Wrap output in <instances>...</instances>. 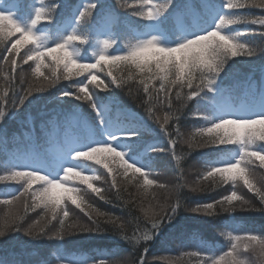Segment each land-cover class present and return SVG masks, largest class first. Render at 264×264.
Listing matches in <instances>:
<instances>
[{
    "label": "trees",
    "instance_id": "1",
    "mask_svg": "<svg viewBox=\"0 0 264 264\" xmlns=\"http://www.w3.org/2000/svg\"><path fill=\"white\" fill-rule=\"evenodd\" d=\"M31 1L5 0V3L13 4L18 12L27 13L30 10ZM79 2L80 0H44L45 5L57 3L58 7L54 11L52 19L47 22L42 21L40 25L52 33L63 23L64 17L70 13L71 9L68 6L77 5ZM157 2H163V0H157ZM120 3L121 0H98L96 10L99 13L101 8L110 6L119 17V23L115 28L117 46H121L119 44L121 35L142 32L148 24V21L143 18L133 16L119 8ZM127 3H133V0H127ZM184 3L185 0H172V4L169 5L165 14L158 18L159 26L170 38L183 35L176 25L175 17ZM193 3H199V0H193ZM202 3L210 5V7H202L198 14L199 26L194 27L190 17L182 19L187 27L188 35L209 28L212 10L226 11L223 8L224 0H202ZM233 12L236 15L264 16V10L258 8H242L233 10ZM99 24V18L94 17L86 25L80 27L82 30L88 31L89 36H94V27ZM226 28L229 34L241 33L239 39L251 43L253 47L264 44V36L259 34L262 29L251 22L241 21L226 26ZM91 45L92 42L89 41L85 47L88 48ZM5 51L6 49L0 46V62H2ZM45 63L50 66L42 68L41 71L51 77L53 62L49 58ZM0 67L4 69L3 74L0 75V84L3 85L0 88V93H2L8 87V82L5 79L7 66L0 65ZM34 67L35 64L31 61L22 65L25 74L23 83H20L19 72L17 73L16 92L18 95H23L24 90L33 81L43 79L33 75ZM123 75H127L126 69L123 71ZM77 79L80 78L72 77L71 80L61 78L45 91L33 93L17 108L11 107L10 99L9 102L4 103L6 115L3 120H0V176L7 175L8 168H20L21 158H26L27 163H31L34 159L33 156H37L36 160H43L49 170H53L54 165L50 160L49 147L55 142L62 144L66 131H68V136H74L77 141L86 142L88 140L86 126H88L91 128L94 139L104 140L102 124L97 119V111L83 101L61 95L65 91H74L73 83ZM101 79H105L103 74H101ZM137 81H130L129 86L122 89L115 86L103 91L97 89L95 99L97 108L106 113L105 126L107 128L115 127L120 123L126 124L129 121L141 126L138 136H119L124 142L122 149L130 162L150 172L149 178L155 179L157 184L167 185L169 189L178 183L185 185L177 193L182 207L178 209L172 220L165 219L153 238L147 242L146 254L151 260V264H169L168 261L160 259V257L180 258L178 264H203L204 258L223 256L229 250L232 243L227 235L229 232L233 236H244L251 230L254 234L264 235V212L237 210L232 213H222L217 211L214 215L209 216L204 212L191 211L197 205L220 200L233 190L231 183L220 184L206 191L197 192L191 191L189 187L195 185L198 176L207 166L223 162L225 157L229 158L231 152L237 147V145L228 144L189 149L188 143L185 142L190 140L203 142V138L195 135V131L197 128L207 125L201 119L193 117L192 113L202 110L215 120L213 113H216V109L211 101L213 94H202L200 98H193L182 107L178 102H175L173 94V110L178 108L177 114L181 116L178 122L174 119L170 120L168 126V131L177 140L175 156H173L169 150V137L147 115V106L142 104V101L147 97L144 96L142 87L138 88ZM217 82L225 89H230L224 97L232 103L257 102L261 99L264 101V54L257 53L255 57L244 55L232 57L225 65ZM184 91L186 92L187 89ZM9 97H11V93H9ZM168 111L167 104L163 107L156 106V114L161 118ZM260 114H264V111H261ZM70 116H75L77 123L67 129L64 121ZM177 123L180 129L178 136L176 134ZM153 147L164 148L166 151H152ZM254 148L264 151V142H258ZM86 162L90 169H95L93 174L103 177L94 183L103 190L106 199L101 200L90 189H87L86 185L77 181L74 182V187L83 190L85 203L82 204V207L87 209V205L90 204L100 212L119 217L124 224V235L131 237L134 233L139 234L142 229L151 227V224L145 221L142 208L149 206L158 208L160 204L176 202L168 190L155 186L149 188L147 195L138 193L134 180L123 185L126 186V191L122 186L121 194L118 197L116 190L110 187L111 178L107 176L106 170L94 162ZM252 167L257 180H260V174L264 173V168L259 167V161ZM123 181L122 176L117 177L118 183ZM33 187L35 188L36 185ZM21 189L22 183L0 181V200L10 199L11 196L17 195ZM236 190L238 195H243L256 207H260L259 200L242 183L237 186ZM27 203L31 205V196L28 197ZM24 205V199L15 205L16 211L23 215V219L20 221L23 228L41 220L42 216L50 215L42 206L25 213ZM67 207L71 214L69 223L78 221L81 224L92 226L91 221L79 208L70 202ZM218 209L219 206H217ZM8 210V206L0 204V217H3ZM98 219L99 225L104 231L73 232L63 238L51 235L60 227L58 219L47 224L45 229L47 235L37 238L28 236L23 230L7 231L4 236L0 237V264H60L62 260L60 261L59 257L65 258V255L70 253L81 255V259L76 264H100V261L109 264L112 260H128L131 264H138V257L143 253L142 245L145 242L141 240L140 244L136 245L125 240L112 224L105 222L106 217ZM237 243L243 254L240 256L241 259L256 260L259 250L257 254H252L249 251H244L242 242ZM195 252H199L200 257L187 255ZM153 257L156 259L153 260ZM224 259L227 261L231 257L225 256ZM62 264L68 263L62 262Z\"/></svg>",
    "mask_w": 264,
    "mask_h": 264
},
{
    "label": "snow or ice",
    "instance_id": "2",
    "mask_svg": "<svg viewBox=\"0 0 264 264\" xmlns=\"http://www.w3.org/2000/svg\"><path fill=\"white\" fill-rule=\"evenodd\" d=\"M172 0H163V2H153V0H133V3H127V0H121L119 8L133 16L143 18L146 21H153L162 17L168 10ZM58 4L52 3L44 5L41 0V6L34 9L32 18L28 26H22L18 23L10 13L0 11V46L6 49L2 56L0 65L7 66V75L5 79L8 82V87L0 93V120H3L6 112L4 103L9 102L12 108L19 107L33 93L45 91L47 88L55 85L61 78L71 80L72 77L80 79L73 83L74 91L62 92L63 96H71L78 101L87 103L93 110L97 111V119L103 125L105 123L106 113L97 108L95 93L97 89L103 91L115 86L116 88H124L129 86L130 81H137L138 88L142 87L143 94L147 99L142 101L146 105V112L149 119L153 120L161 131L169 137L168 144L170 151L175 156V145L177 140L172 137V133L168 131L170 120H180L178 115L179 109H174L173 94L175 102H178L182 107L188 104L193 98H200L203 95L212 93L215 98H218L221 103L217 104V111H225L226 106L222 103L225 93L230 89H225L217 83L221 72L225 65L232 57L244 55L247 57H255L257 53L264 54V47H251L246 52H239L234 47L231 50H226V54L221 58L209 55L206 63L198 61L185 62L179 49L184 47L189 41L203 38L209 34H215L218 40L232 41L230 34L222 31L231 17L243 16L246 22H251L258 25L262 31L259 32L264 36V16H249L236 15L233 10L242 8H258L264 10V0H242L240 7H233L231 0H224L223 8L226 10L218 14L212 22V26L205 30L193 33L191 35H182L174 45H162L160 37L152 34L153 25L147 24L144 32H132L131 34L121 35L119 44L116 38L115 28L119 23V17L110 6H105L97 13L98 0H83L77 5H69L70 13L64 17L66 23L71 27L65 35L59 40L54 41L51 45L41 42L42 37L34 31L35 26L42 21H50ZM209 8L210 5L203 4L202 0L199 3H193V0H185L177 14L178 19L191 17L195 19L201 9ZM94 17H98L103 22L102 26L95 32L94 36H89L88 31L82 30L80 26L86 25ZM158 27V25L156 26ZM92 42V46L85 48V45ZM84 48L85 52H90L91 60L87 55L77 59V53ZM22 49L24 50L22 52ZM62 50V52H61ZM53 62L52 76H46L41 69L49 67L45 61L49 59ZM29 61L35 64L32 69L33 75L42 77L41 81H33L29 87L24 90L23 95H18L16 92V79L19 72L20 83L24 82V71L22 65L28 64ZM62 69V71H60ZM127 70V75H123V71ZM4 69L0 67V73L3 74ZM101 74L105 79H101ZM107 81V82H105ZM184 89H187L185 92ZM11 93V97H9ZM136 99V97H134ZM167 104L169 109L163 117L156 114V106ZM193 117L201 119L207 125L206 127L197 128L195 135L203 138V142H195L193 140L185 141L188 143L189 149L205 148L210 146L234 144L239 148V156L234 160H228L227 157L223 162L217 165H209L198 176L195 185L189 186L193 192L206 191L211 187H215L209 182V178L216 175L220 170L231 167L233 165L243 169V176L235 180L224 177L225 183H231L232 191L229 195H225L220 200L213 203L197 205L192 208L193 212L207 213L209 208L222 206L227 199L231 198L232 193H236L237 186L243 184L249 192H252L255 198L264 205V187L261 185V179H264V173L260 174V180H257L253 165L259 161V167L264 168V161L260 157L264 156V151L256 150L254 145L258 142H264V135L260 133H245L239 139L228 137L223 131V127L231 121H258L264 120V114L253 118H233L230 116L221 115L218 119L213 120L212 117L204 111L199 110L192 113ZM75 116L67 117L64 121L67 129H70L76 122ZM140 127L137 124L129 121L128 123H120L114 128H110L106 134V142L98 144H90L84 149L74 150L75 144L70 136L65 132V138L62 144L57 145L54 149L55 161L62 164L67 157L72 160H80L85 153L95 155L91 162L102 166L106 170L107 176L111 178L110 187L116 190V195L119 197L122 191V182H117V177L122 176L124 181L128 183L139 181L137 188L142 189L141 194L147 195L149 188L155 186L160 189H166L171 194L175 203L160 204L158 208L149 206L142 208L145 221L151 224L150 228H144L137 234L129 237L124 235V224L119 217H114L109 214L100 212L88 204L87 209L82 207L85 203L83 190L72 186L74 182H79L86 185L87 189L95 193L101 200H105L106 196L103 190L97 187L94 181L103 179L102 176L85 174L75 164L62 166L60 175L50 177L43 174L39 168H8V174L0 176V181H14L22 183L21 191L10 199L0 200V204L8 206V211L3 217H0V231H20L23 230L28 236L37 238L41 235H47L45 229L47 224L52 220H59L60 227L51 235L57 238H63L73 232H102L98 218L106 217V223L112 224L122 235V237L136 245L143 240V253L138 257V264H151L147 256V242L159 230L162 222L172 220L175 217L178 209L182 207V202L177 195L179 189L185 185L177 184L171 189L167 185L157 184L155 179H150V172L130 162L124 152L114 146L113 141H116L119 136L135 137L139 135ZM177 136L180 134L179 125L176 126ZM152 151L165 152L164 148L153 147ZM258 154V155H254ZM178 160V158H177ZM119 170V171H118ZM80 173V175H73ZM95 173V169H93ZM81 176H88V181H83ZM249 184L252 186L249 188ZM260 185L259 187L257 185ZM36 185L34 188L33 186ZM126 191V186H123ZM31 196V205H28L27 199ZM21 199L25 200L24 211H34L37 207H43L50 215L42 216L41 220L35 221L27 228H23L20 221L23 215L18 213L15 205ZM79 208L91 221V225L81 224L78 221L71 220V214L68 210V203ZM247 210L260 211L249 200L246 201ZM43 221V222H41ZM224 235V233H222ZM232 241L229 250L223 256H208L203 259V264H225L224 257H231L232 264H243L240 258L241 249L237 242L243 241L244 251H249L251 248L259 250L261 255H264V235L254 234L251 230L244 236H233L227 233ZM200 257L199 252L190 253ZM156 259L155 257L152 258ZM166 260L169 264H178L180 258L172 259L170 257H160ZM62 264V262H60ZM100 264H106L105 261H100Z\"/></svg>",
    "mask_w": 264,
    "mask_h": 264
},
{
    "label": "rangeland",
    "instance_id": "3",
    "mask_svg": "<svg viewBox=\"0 0 264 264\" xmlns=\"http://www.w3.org/2000/svg\"><path fill=\"white\" fill-rule=\"evenodd\" d=\"M82 2H83V0H80V2L78 4H80ZM153 2H157V0H153ZM43 3H44V0H43ZM40 6H41V0H32L30 3V10L27 13H23V12H18L16 7L13 6V4H6L5 0H0V11L10 13L18 23H20L22 26H25V27L28 26V24L30 23L34 9L36 7H40ZM220 13H222L221 9L212 10V16L210 17L209 27L212 26L213 20ZM177 14L175 17L177 27L180 29V31L183 33V35H188V33L186 31L187 27L183 23L182 19L177 18ZM198 17H199V15L195 19L190 17L194 27L199 26ZM149 23L154 26L153 30H152V34L160 37V42L162 45H174L178 41V38L181 37V36L177 37V38L168 37L166 35V33L159 26L158 18L156 20H153V21H148V24ZM102 24H103V22L100 21V24L98 26L94 27V31L96 32L102 26ZM157 25H158V27H156ZM70 27H71L70 24L66 23V21H63V23L59 27H57L52 33L40 24L35 26L34 31L37 33V35L42 37V39H41L42 43H45L47 45H51L54 41L59 40L63 35H65ZM144 31H145V29L142 32H144ZM222 31L229 34L227 32L226 27L224 29H222ZM137 33H140V32H137ZM83 51H85L84 48H82L80 50V52L77 53L76 58L80 59L82 56L87 55L88 59L91 60L92 57H91L90 52L84 53ZM211 101L213 103V106L216 109V113H213V118L215 120L218 119L221 115L230 116L233 118H253L255 116L261 115L260 114L261 111H264L263 99H261L257 102L240 101L238 103H232L224 97L222 103L226 106V108H225V111H223V112L217 111V104L221 103V101L218 98H215L213 95V97L211 98ZM76 123H77V121L74 124H76ZM86 127H87L86 130H87V138H88V140L86 142L77 141V139L74 136L70 135V137L72 138V140L75 144L74 150L84 149L85 147H87L90 144H98V143L106 142V134L109 132L110 128H114L113 126L112 127L109 126L107 128L105 126V123H104L101 126L102 131L104 133V140L103 141H97V140L93 139V137H92L91 128L88 126H86ZM113 144L119 150L124 152V150L122 149L124 142L119 137L116 141H113ZM57 145H59V144L57 142H55L54 144H52L49 147V152L51 155L50 160H51L52 165H54L53 170H49V168H47V166L45 165L43 160H41V159L36 160L37 156H33L34 159L31 163H27L26 158H21V167L20 168H29V169L39 168V170L43 174L48 175L50 177H55V176L61 174L62 166H66L69 164H75L85 174H88V175L93 174V169H90L87 162H84L83 166H79V160L74 161V160L67 158V157L63 160L62 164L55 161L53 151L57 147ZM238 156H239V148L237 146L236 149H234L231 152L230 157L229 158L227 157V159L231 161V160H234L235 158H237ZM72 186H74V183ZM80 259H81V255H75V254H71V253L65 255V258L59 257V260L60 261L62 260L61 262L68 263V264H76V263H78V260H80Z\"/></svg>",
    "mask_w": 264,
    "mask_h": 264
},
{
    "label": "clouds",
    "instance_id": "4",
    "mask_svg": "<svg viewBox=\"0 0 264 264\" xmlns=\"http://www.w3.org/2000/svg\"><path fill=\"white\" fill-rule=\"evenodd\" d=\"M233 7H240L242 0H231ZM241 21H246L243 16L240 17H231L228 19V23L233 25ZM241 33L234 32L231 33L230 36L232 38V41H235V44L229 42L228 40H218L215 36V34H209L206 37L198 38L192 41H189L184 47L180 48L178 51L182 57V59L185 62L188 61H198L201 63H206L207 58L209 55H212L216 58H221L226 54V50H231L232 48H236L239 52H246L251 47V43L249 42H243L239 39ZM259 46L264 47V44H261ZM62 52V50H61ZM2 75V73H0ZM3 85L0 84V88H2ZM222 131L228 136L235 139H239L240 137L244 136L245 133H260L261 135H264V120H258V121H246V120H240V121H231L228 122L222 129ZM258 155V154H254ZM95 158L94 154L91 153H85L83 155V158L79 160V166H83V163L86 161L93 160ZM261 161H264V156L260 157ZM78 167V166H77ZM119 171V170H118ZM73 175H80V173H73ZM243 176V169L240 167H237L235 165L225 168L223 170H220L216 175L209 178V181L213 183L215 186H218L220 184H224L225 180L224 177L231 178L235 180L236 178ZM81 179L83 181H88V176H81ZM261 185L264 187V179H261ZM128 182L125 180L122 182L123 185H126ZM136 184L139 183V181H135ZM252 186L249 184V188ZM142 189L137 188V192L140 193ZM247 199L243 195L237 196V194L234 192L232 193L231 198L227 199L226 202L219 207L217 210V207L209 208L207 214L209 216L214 215L219 212H227L232 213L237 210H247L246 206ZM260 212H264V205H260L259 207ZM7 231H0V237L4 236ZM231 234V232H229ZM153 238V237H152ZM151 238V239H152ZM150 239V240H151ZM126 240V239H125ZM243 243V241H241ZM252 254H257L258 250L255 248H251L249 250ZM243 255L240 253V256ZM243 264H264V255H261L260 252L256 255V260L253 261L250 258L242 259ZM109 264H131L128 260H112L109 262ZM225 264H232L231 260L225 261Z\"/></svg>",
    "mask_w": 264,
    "mask_h": 264
}]
</instances>
